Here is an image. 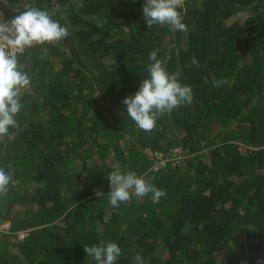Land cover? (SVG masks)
Instances as JSON below:
<instances>
[{
	"label": "trees",
	"instance_id": "1",
	"mask_svg": "<svg viewBox=\"0 0 264 264\" xmlns=\"http://www.w3.org/2000/svg\"><path fill=\"white\" fill-rule=\"evenodd\" d=\"M144 2L0 0L7 21L35 7L69 32L17 57L30 85L15 139L0 137V168L13 177L0 195V264H96L84 246L109 242L121 248L115 264L264 259V0H184L187 31L149 28ZM153 50L193 101L144 132L122 100ZM176 147L181 158L169 159ZM146 150L169 160L155 169ZM117 168L166 195L111 206Z\"/></svg>",
	"mask_w": 264,
	"mask_h": 264
},
{
	"label": "clouds",
	"instance_id": "2",
	"mask_svg": "<svg viewBox=\"0 0 264 264\" xmlns=\"http://www.w3.org/2000/svg\"><path fill=\"white\" fill-rule=\"evenodd\" d=\"M183 4L184 0H145L142 10L147 26L168 25L172 31H187L178 11ZM68 35L65 26L53 20L47 11L35 7L28 8L10 21L0 20V137H7L9 141L15 139L16 133L10 129L17 128L15 117L22 108L21 97L30 85L27 73L20 69L18 54L36 45L54 44ZM149 60L152 62L147 68L148 75L140 83L138 91L122 100L127 106V116L144 132L154 130L159 116L193 101L192 88L180 82L179 73L167 71L163 62L157 59V51L150 53ZM225 83H228L226 78H213L214 87ZM107 178L110 181L107 197L113 207L129 201L132 195L137 198L150 196L153 203H158L166 195L162 189L132 171L123 173L117 168ZM12 180L13 177L0 168V195L9 190ZM84 249L96 264H115L121 254V248L115 242L85 245ZM258 264H264V259H258Z\"/></svg>",
	"mask_w": 264,
	"mask_h": 264
},
{
	"label": "rangeland",
	"instance_id": "3",
	"mask_svg": "<svg viewBox=\"0 0 264 264\" xmlns=\"http://www.w3.org/2000/svg\"><path fill=\"white\" fill-rule=\"evenodd\" d=\"M243 150H245V148ZM146 152L150 153V155L153 154L151 156H154V158H156V162L154 163V168L155 169H159L160 167L164 166L166 164V161L169 160V159H176V158L180 159L181 156H182L180 154L181 153V148L180 147L179 148L176 147V148L173 149V153H174L173 157H169V159H168V157L163 156L162 153H151V151H149V150H146ZM8 227H9V223L7 221H4V222L0 223V229L7 230ZM17 235L19 236V239H21V238L24 237L25 233L23 231H20V232L17 233Z\"/></svg>",
	"mask_w": 264,
	"mask_h": 264
},
{
	"label": "built area",
	"instance_id": "4",
	"mask_svg": "<svg viewBox=\"0 0 264 264\" xmlns=\"http://www.w3.org/2000/svg\"><path fill=\"white\" fill-rule=\"evenodd\" d=\"M0 20L7 21L4 11L0 8ZM9 228V227H8ZM7 228V229H8Z\"/></svg>",
	"mask_w": 264,
	"mask_h": 264
}]
</instances>
